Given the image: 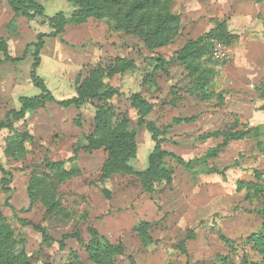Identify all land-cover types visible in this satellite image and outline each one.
I'll return each instance as SVG.
<instances>
[{
	"label": "rangeland",
	"instance_id": "rangeland-1",
	"mask_svg": "<svg viewBox=\"0 0 264 264\" xmlns=\"http://www.w3.org/2000/svg\"><path fill=\"white\" fill-rule=\"evenodd\" d=\"M37 1L46 14L69 18L59 36L44 38L38 76L56 99L76 96L86 81L117 89L108 102L126 119L120 128L131 133L133 149L122 166L109 161L114 124L88 140L100 102L64 108L47 101L13 119L11 130L1 128L0 223L14 249L32 261L94 264L106 238L124 247L115 264H222V257L237 260L243 252L256 258L246 239L263 223L256 210L264 209V198L256 190H264L257 147L264 141V0H163L178 26L160 43L107 15L72 18L78 6L71 0ZM222 22L223 36L205 42L202 55L178 58L187 42ZM50 31L0 0V119L21 109L20 98L39 93L30 80L33 44ZM135 93L150 105L145 118L156 125L161 148L186 161L222 143V136H208L214 131L260 126L258 138L246 133L187 170L153 155L155 141L130 104ZM173 119L179 122L166 129ZM212 168L223 172H205ZM91 229L97 235L88 250ZM223 238L236 242V252Z\"/></svg>",
	"mask_w": 264,
	"mask_h": 264
},
{
	"label": "trees",
	"instance_id": "trees-1",
	"mask_svg": "<svg viewBox=\"0 0 264 264\" xmlns=\"http://www.w3.org/2000/svg\"><path fill=\"white\" fill-rule=\"evenodd\" d=\"M12 10L20 15L34 19L41 24L48 23L51 28L49 33H39L37 39L34 42L33 63L30 68V80L32 84L39 89V93L33 97L20 98L21 109L19 111H9L3 119H0V129L5 127L9 130L13 127V119L19 120L23 117L25 112L29 108H35L47 101H54L61 107L67 108L70 106L80 107L86 103L100 104L97 106L94 116L93 131L88 135L90 142L98 140L102 137L104 130L110 127L112 124L117 126L118 134L113 135L107 142L110 149V162L117 166H122L120 163H124V152L126 150L133 149V141L131 133L127 130L120 128L125 124V118H119L118 113L115 111L114 106L110 101L119 92L117 89H99L93 81L84 82L76 96L56 99L53 94L46 88L44 81L37 74V67L40 63L39 53L44 45V38L57 37L63 30L68 21V17L64 12H57L53 15H48L45 12L44 6L37 0H6ZM78 6V11L72 14V18H84L88 16H95L97 18L104 15L112 18L117 24H122L126 28H131L133 32L142 33L145 30L146 34L150 35L151 41H158L159 43L166 40L174 33L177 25L176 15L169 12L166 8L163 0H71ZM226 30L225 23H219L215 28L209 30L207 33L199 36L195 41L187 42L181 50L178 52V58L185 60L187 56L194 55L200 56L205 52V42H208L213 36H223ZM130 104L136 110L138 114L137 124L144 125L146 129L151 133L152 139L155 141L153 155L157 158L168 157L175 159L178 163L183 165L187 170H191L192 164L195 161H205L207 158L215 157L217 152L222 149L229 141L237 140L243 137L246 133L254 132V136L258 138L260 126H247L244 130L236 131H214L209 133L208 136L219 137L222 136V143L215 148L208 150L203 156L195 158L193 160H184L183 158L175 155L171 151H167L161 148L160 140L158 139L159 131L151 120L145 118L146 114L150 110L149 103L139 93H135L130 96ZM178 119H173L167 126L168 129L171 124L178 123ZM257 147L264 155V141H257ZM127 156V155H126ZM53 164H46L48 172L53 171ZM227 169V167H225ZM223 169V170H225ZM0 171L6 173V171L0 166ZM205 172L221 173L215 168L208 169ZM47 177L43 182H39L37 187H41L42 183H46ZM247 184V183H246ZM263 189H257L261 198L263 197ZM44 204L48 206L51 212L55 213L54 205L48 204V197L42 196ZM256 212L262 217L263 223L261 228L251 233L246 242L250 248V251L257 257H250L248 253L243 252L237 260H234L229 255L222 257V264H264V209H257ZM2 219L0 213V220ZM142 225L149 226L147 222H143ZM35 229L41 233L42 243L49 244L51 237L47 234L46 230L42 227L35 226ZM147 229V228H146ZM143 233L144 232V229ZM92 240L89 242L88 250H91V245L96 240V232L91 229ZM79 239V237H76ZM104 238V237H103ZM12 239L11 233L7 230V227L0 223V264H50L48 262L32 261L30 256H27L24 250H16L13 244L9 241ZM143 241L149 242V237L143 235ZM223 241L230 249V251L236 252V242L231 238H223ZM123 245L121 243L113 244L108 239L104 238V242L101 247H97L92 255V261L94 264H115L113 261V255L123 253ZM132 262V260H131ZM68 264H81L75 260Z\"/></svg>",
	"mask_w": 264,
	"mask_h": 264
},
{
	"label": "built area",
	"instance_id": "built-area-1",
	"mask_svg": "<svg viewBox=\"0 0 264 264\" xmlns=\"http://www.w3.org/2000/svg\"><path fill=\"white\" fill-rule=\"evenodd\" d=\"M219 52H221V50H219Z\"/></svg>",
	"mask_w": 264,
	"mask_h": 264
}]
</instances>
